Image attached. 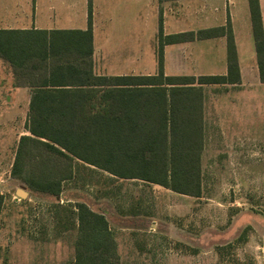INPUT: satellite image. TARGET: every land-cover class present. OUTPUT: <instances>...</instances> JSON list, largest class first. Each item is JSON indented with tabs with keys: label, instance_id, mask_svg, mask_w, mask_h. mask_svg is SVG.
Wrapping results in <instances>:
<instances>
[{
	"label": "trees",
	"instance_id": "trees-1",
	"mask_svg": "<svg viewBox=\"0 0 264 264\" xmlns=\"http://www.w3.org/2000/svg\"><path fill=\"white\" fill-rule=\"evenodd\" d=\"M259 78L264 83V40L258 0H248ZM0 30V58L31 88L10 176L32 193L58 197L75 159L120 180H140L173 193L201 194L202 85L237 83L239 73L229 24L157 37L158 71L152 76L92 74V30ZM226 37V76H165L163 47ZM95 86V87H93ZM100 86L101 88H98ZM88 114V115H86ZM59 208L58 202L52 204ZM54 217L75 228L73 264H119L105 216L85 203ZM70 218L66 227L62 218Z\"/></svg>",
	"mask_w": 264,
	"mask_h": 264
},
{
	"label": "rangeland",
	"instance_id": "rangeland-1",
	"mask_svg": "<svg viewBox=\"0 0 264 264\" xmlns=\"http://www.w3.org/2000/svg\"><path fill=\"white\" fill-rule=\"evenodd\" d=\"M175 4L168 3V8L173 11ZM126 10L130 11L110 10L111 17L97 18L95 45L102 43L108 54L128 48L134 54L126 70L154 71L161 12L153 25L145 16L151 7L140 2L133 22L127 20ZM232 97L248 101L235 111V118L228 104ZM203 113L198 198L80 169L76 180L63 184L64 203L54 208L51 199L40 196L16 200V191L24 190L21 184L0 179V264H71L76 231L53 230L55 214L63 216L67 200L104 214L114 233L119 264H264V91L211 89ZM25 118L23 107H15L9 121H0V148H9L11 156L25 134ZM61 221L67 227L70 218ZM24 228L32 233L27 236Z\"/></svg>",
	"mask_w": 264,
	"mask_h": 264
},
{
	"label": "crops",
	"instance_id": "crops-1",
	"mask_svg": "<svg viewBox=\"0 0 264 264\" xmlns=\"http://www.w3.org/2000/svg\"><path fill=\"white\" fill-rule=\"evenodd\" d=\"M140 2H142L145 7L152 8V11L147 12L145 16L150 22L152 21L153 25L155 24L156 17L158 19L159 12H161L163 20L161 26L164 31V36L222 28L227 24L230 26L239 73V81L237 83L201 86L204 148L205 125L203 110L206 105L207 93H209L211 89L226 87L228 90H233V93L239 92L242 94L259 90L261 92L264 91V83L260 81L256 61L255 42L252 33L248 0H0V30L84 31L88 26V6L90 5L92 74L100 77L152 76L157 73L158 65L154 71H147L146 67H143V71H136V68L131 71L126 70L128 59L129 57L132 59L134 54L132 50H128L127 47L129 46L125 45L127 52H124V50H117L114 54H108L104 51L102 43H99V48L95 45V31L99 22V20H97L98 17L104 16L109 18L111 17L109 15L110 10L124 8L130 10L129 12L126 10L125 13L127 20L133 22L134 19L137 20L139 17L140 13L138 11V4ZM170 2L176 3L173 11L168 8V3ZM258 8L264 40V0H258ZM133 10H136L134 14L132 12ZM154 44L157 64V39L155 38ZM137 46L138 44L136 47ZM226 48L225 36H216L207 39H196L193 41L164 45L162 51L163 74L165 76H185L194 78L202 76H226L228 72ZM130 49H133V42L131 43ZM137 56L138 54L135 55L136 58ZM176 62L177 64L173 65ZM179 62L182 63V68L177 67ZM175 68H179L180 70L177 69L176 71ZM98 88L101 87L98 86ZM30 95L31 88L26 84L25 79H22L20 76L16 78L14 70L8 62L0 58V121H9L11 119L12 110H15V107L17 111H19L20 107H23L26 117L25 120H27ZM246 102L248 101L244 98L240 102L239 98L232 97V101L228 102L230 108L232 107L233 109V111L230 110L231 115L234 117L237 114L235 111L241 110L242 107L246 106ZM26 134L27 132L25 131L24 135ZM14 152L15 149L12 151L11 156V150L9 148H5V146H3L2 149L0 148V179L7 177L10 180H15L10 176ZM80 169L90 172L96 170L104 175H108L111 179L120 180L105 171L75 159L73 161L72 176L70 179L62 182V191L58 197L25 191L26 197L28 195H34L35 197H43L46 200L51 199L52 203H64L61 199L63 184L76 180ZM140 182L145 183L143 181ZM23 199L16 198V200L21 201H23ZM67 203L71 204L68 200ZM53 226V230L56 234L71 230L75 231V228L61 230L55 224ZM109 228L113 233L110 225ZM24 229H26L25 231L27 234H25L27 236L32 233L31 229ZM71 264H73V260Z\"/></svg>",
	"mask_w": 264,
	"mask_h": 264
},
{
	"label": "water",
	"instance_id": "water-1",
	"mask_svg": "<svg viewBox=\"0 0 264 264\" xmlns=\"http://www.w3.org/2000/svg\"><path fill=\"white\" fill-rule=\"evenodd\" d=\"M17 195L19 196L20 199H23L26 197V192L24 190H17Z\"/></svg>",
	"mask_w": 264,
	"mask_h": 264
}]
</instances>
